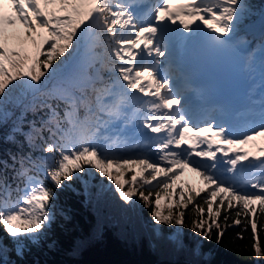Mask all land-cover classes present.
<instances>
[{"label":"snow or ice","instance_id":"6c2138e0","mask_svg":"<svg viewBox=\"0 0 264 264\" xmlns=\"http://www.w3.org/2000/svg\"><path fill=\"white\" fill-rule=\"evenodd\" d=\"M141 5L0 0V227L21 260L33 248H60L56 230L70 234L73 213L59 193L90 198L97 176L125 203L138 196L151 207L156 227L150 247L161 242L185 254L189 259L182 264H214L203 242L215 232L219 244L242 218L255 255L264 254L257 236L264 227L258 225L264 215V146L251 152L238 147L264 137V7L256 10L247 0H157L138 14ZM255 15L258 34L252 25L241 33ZM204 28L213 45L231 48L249 68L259 57L261 79L241 101L212 102L213 115L201 126L176 73L182 71L180 48ZM15 88L21 92L14 99ZM236 127L248 130L236 135ZM185 168L208 187L187 195L178 189L176 206L165 215L160 191L150 197L157 188L171 197ZM137 185L147 186L148 194ZM186 212L196 215L191 238L181 231ZM102 239L99 228L87 239L74 238L69 254L78 256Z\"/></svg>","mask_w":264,"mask_h":264},{"label":"trees","instance_id":"16d2710c","mask_svg":"<svg viewBox=\"0 0 264 264\" xmlns=\"http://www.w3.org/2000/svg\"><path fill=\"white\" fill-rule=\"evenodd\" d=\"M264 0H247L252 6L260 5ZM259 3V4H258ZM99 51V49H98ZM21 89H13L11 96L15 99L19 97ZM119 177V169H113ZM128 178L130 179V173ZM121 179V178H120ZM90 198L77 196L72 192L62 191L59 193L60 203L72 208L73 221L71 232L68 235L63 234L59 229L56 234L61 239V246L56 251L37 250L26 252L23 260L16 254L15 246L8 238L3 228L0 227V237H3V244L0 245V264H32L39 260L41 264H154L163 256H169L173 259H189L182 253H174L157 242L154 250L149 245L152 238L153 226L142 224V217L151 216V207H145L144 201L138 196L135 203H125L122 201L113 187H109V182L104 179L101 181L99 176L90 182ZM76 189L81 188L79 181L72 182ZM155 184V182H154ZM138 190L148 194V187ZM208 185L200 183L193 176L185 177L182 173L172 184L170 189L172 196L169 197L164 191L155 189L151 200L155 199V191H160V206L167 211L169 206H176L175 197L177 190L184 189L187 195L189 189L200 191ZM221 195H224L221 193ZM202 204L203 202L200 201ZM235 204L236 202L233 201ZM259 210L258 202L253 205ZM196 215L193 212H186V223L181 231L186 234V238H191L189 231L192 227ZM223 224V221L221 220ZM231 223V221H229ZM258 225L264 226V215L260 217ZM102 229L103 239L99 242L89 243L78 256L69 254L71 241L74 238L87 239L97 229ZM243 222L239 226L229 227L223 236L222 241L217 244L215 232L211 242L204 241L203 247L212 253L214 264H264V254L260 257L255 255L253 248L254 240L250 226L245 231ZM165 228V233H168ZM146 231L149 233L147 235ZM238 233H242L243 239L238 238ZM257 236L259 244L264 253V227H258ZM168 257V258H169Z\"/></svg>","mask_w":264,"mask_h":264},{"label":"rangeland","instance_id":"374dc122","mask_svg":"<svg viewBox=\"0 0 264 264\" xmlns=\"http://www.w3.org/2000/svg\"><path fill=\"white\" fill-rule=\"evenodd\" d=\"M260 8H258V6H256V10H258ZM245 25H252V27L254 28V34H258L259 32V29H260V21H259V16L257 15V18H253L251 17L250 20H246L244 22L243 25H241V31H244L245 30ZM257 59H259V57H257ZM264 143V137H255L254 140L250 141L248 145H244L245 149L248 150V151H255V147H257V143ZM187 169H190V168H187ZM136 171L138 172L139 169H136ZM205 182V181H204ZM162 198L164 197V195L161 196ZM137 198V197H135ZM161 211L163 212V214L167 215L168 214V211H164L162 208H161ZM142 224L146 225V224H150L154 227H156L153 222H152V216H146V217H142ZM170 230H168L169 232ZM147 235L149 236V233L146 231ZM169 256H163L161 257V259H166V260H183L182 258H178V259H173L172 257H169Z\"/></svg>","mask_w":264,"mask_h":264},{"label":"water","instance_id":"95a60500","mask_svg":"<svg viewBox=\"0 0 264 264\" xmlns=\"http://www.w3.org/2000/svg\"><path fill=\"white\" fill-rule=\"evenodd\" d=\"M185 260H166V259H160L156 261L154 264H182V262Z\"/></svg>","mask_w":264,"mask_h":264},{"label":"bare ground","instance_id":"6f19581e","mask_svg":"<svg viewBox=\"0 0 264 264\" xmlns=\"http://www.w3.org/2000/svg\"><path fill=\"white\" fill-rule=\"evenodd\" d=\"M244 31H241V33H243Z\"/></svg>","mask_w":264,"mask_h":264}]
</instances>
